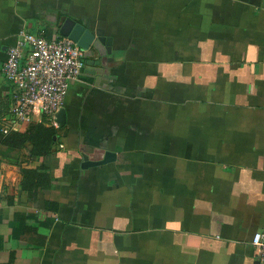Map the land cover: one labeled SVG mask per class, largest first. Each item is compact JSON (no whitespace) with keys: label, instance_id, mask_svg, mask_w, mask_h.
Instances as JSON below:
<instances>
[{"label":"crops","instance_id":"0c3cea01","mask_svg":"<svg viewBox=\"0 0 264 264\" xmlns=\"http://www.w3.org/2000/svg\"><path fill=\"white\" fill-rule=\"evenodd\" d=\"M68 18L110 43L85 51L64 125L16 123L8 51ZM37 124L49 156L0 145V264H258L264 0H0V132ZM41 168L30 199L22 172Z\"/></svg>","mask_w":264,"mask_h":264},{"label":"built area","instance_id":"2783aa9c","mask_svg":"<svg viewBox=\"0 0 264 264\" xmlns=\"http://www.w3.org/2000/svg\"><path fill=\"white\" fill-rule=\"evenodd\" d=\"M84 58L85 51L68 38L48 41L21 32L8 51L3 69L6 80L16 90L12 120L31 123L39 111L46 121L56 122L69 87L84 70ZM252 245L260 264H264V229L254 235Z\"/></svg>","mask_w":264,"mask_h":264},{"label":"trees","instance_id":"16d2710c","mask_svg":"<svg viewBox=\"0 0 264 264\" xmlns=\"http://www.w3.org/2000/svg\"><path fill=\"white\" fill-rule=\"evenodd\" d=\"M57 135L54 127L43 124L34 125L27 132H0V145L4 148L20 150L31 146V156L37 159L49 156L55 145ZM22 189L29 195L30 199L37 198L39 192L49 189L51 185V174L45 168L37 170H24L22 172Z\"/></svg>","mask_w":264,"mask_h":264},{"label":"water","instance_id":"95a60500","mask_svg":"<svg viewBox=\"0 0 264 264\" xmlns=\"http://www.w3.org/2000/svg\"><path fill=\"white\" fill-rule=\"evenodd\" d=\"M60 34L62 37L68 38L74 43H76L86 52L92 50L91 48L93 46L96 47L95 46L96 40L104 45L110 43V41L104 38L96 39V37L85 26L77 24L74 20L70 18L66 19L65 22L63 23L60 29ZM65 117H66V111L62 109L57 114V119H56L57 124H59L60 126L64 125ZM112 157L113 155L111 153H108L105 159L99 162H89L87 157H85L82 166L84 169H87L94 166L105 165L110 162ZM258 264H260V262H258Z\"/></svg>","mask_w":264,"mask_h":264}]
</instances>
